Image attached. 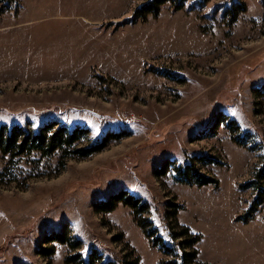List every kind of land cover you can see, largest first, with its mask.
Listing matches in <instances>:
<instances>
[{
    "label": "rangeland",
    "instance_id": "rangeland-1",
    "mask_svg": "<svg viewBox=\"0 0 264 264\" xmlns=\"http://www.w3.org/2000/svg\"><path fill=\"white\" fill-rule=\"evenodd\" d=\"M17 1L0 0V126L33 135L56 122L87 129L78 147L105 146L60 171L59 153L6 172L0 154V264L91 251L171 261L128 206L95 211L120 191L148 204L141 218L163 242L196 252L191 264H264V0H176L146 20L147 0ZM192 161L217 186L180 182L174 168ZM57 233L81 246L45 241Z\"/></svg>",
    "mask_w": 264,
    "mask_h": 264
},
{
    "label": "trees",
    "instance_id": "trees-1",
    "mask_svg": "<svg viewBox=\"0 0 264 264\" xmlns=\"http://www.w3.org/2000/svg\"><path fill=\"white\" fill-rule=\"evenodd\" d=\"M5 4L11 5L17 9L19 3L17 0H5ZM171 2L174 3L176 0H147L136 13L137 16L142 20H146L148 15L156 17L159 13L160 6ZM182 0H177L176 8H180ZM10 5V6H11ZM6 6V5H5ZM232 124V122H231ZM57 126V127H56ZM237 128V127H236ZM17 133L14 132V129H9L6 125L0 126V154L6 157H9L7 165L3 172H6L7 167L15 158H20L23 156L33 155L34 153H39L42 157H51L55 154L61 155V164L59 171L65 165L66 160L70 158H87L102 150L105 146V142H96L88 145L87 147H78L77 144L81 143V140L85 134H87V129L84 128H75L68 130L65 126L59 125L56 122L47 123L43 128L41 133H36L30 135L24 130V127L15 128ZM114 134V133H113ZM106 138V137H105ZM238 145L244 146L246 143L240 138L233 139ZM203 159H199L201 161ZM165 170L161 168L157 173H163ZM174 173L178 174L177 178L180 182H183L187 185H198L205 186L212 183L214 186H217V180L200 172L198 165L192 161L189 164L184 166H177L174 168ZM255 174V173H254ZM259 176V171L256 172V178ZM254 182L257 184V181L254 179ZM254 184V183H252ZM128 206L133 210L134 220L136 225L142 230L144 235L150 239L151 244L154 247H160L162 253L165 255L173 254V259L171 261L162 262L161 264H191V262L196 258V252L191 251L186 252L184 248V243L178 241L176 245H167L163 242L161 236L156 235L157 232L154 228L151 227V222L146 218H141L147 213L149 208L146 202H143L139 197H136L132 194L127 193V191H120L112 194L109 199L102 200L95 206V211L99 214H104L112 212L119 205ZM189 230L182 228L181 232L176 234H171L170 237L172 240H177L184 235H188ZM46 242L56 241L59 244H66L71 251L79 249L81 242L78 239H71L70 237L66 238L63 233H57L55 235H47L45 237ZM198 236H192L186 242V247L191 248L199 241ZM116 240V239H115ZM48 254V253H47ZM66 264H112L109 261H103L102 257L97 254L95 251H91L88 259H84L83 255L77 253L73 256H69L65 259ZM138 261H123L122 264H137Z\"/></svg>",
    "mask_w": 264,
    "mask_h": 264
}]
</instances>
